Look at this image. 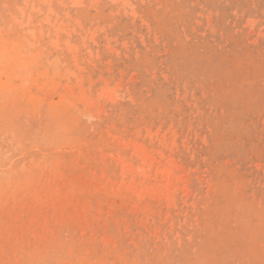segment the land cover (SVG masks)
Returning <instances> with one entry per match:
<instances>
[{"label": "rangeland", "instance_id": "rangeland-1", "mask_svg": "<svg viewBox=\"0 0 264 264\" xmlns=\"http://www.w3.org/2000/svg\"><path fill=\"white\" fill-rule=\"evenodd\" d=\"M0 264H264V0H0Z\"/></svg>", "mask_w": 264, "mask_h": 264}, {"label": "bare ground", "instance_id": "bare-ground-1", "mask_svg": "<svg viewBox=\"0 0 264 264\" xmlns=\"http://www.w3.org/2000/svg\"><path fill=\"white\" fill-rule=\"evenodd\" d=\"M67 43V42H66ZM139 153V152H138Z\"/></svg>", "mask_w": 264, "mask_h": 264}]
</instances>
